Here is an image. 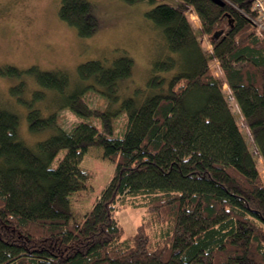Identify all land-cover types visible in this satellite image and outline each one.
Returning <instances> with one entry per match:
<instances>
[{
	"label": "trees",
	"instance_id": "16d2710c",
	"mask_svg": "<svg viewBox=\"0 0 264 264\" xmlns=\"http://www.w3.org/2000/svg\"><path fill=\"white\" fill-rule=\"evenodd\" d=\"M147 1L154 5L144 15L168 53L152 62L145 86L132 95L119 96L132 73L126 54L110 63H79L75 83L60 70L0 67V74L18 79L10 92L27 108L28 131L52 130L30 147L18 136V114L0 106V264H264V176L255 161L258 155L264 162V38L255 32L251 3L181 0L200 23L207 53L181 4ZM91 11L87 0H60L58 15L88 37L97 29ZM210 60L225 78L251 146ZM25 77L39 86L29 99H23ZM44 89L52 110L35 104ZM87 91L102 97L104 107L90 106ZM60 108L82 119L62 128ZM89 146H100L113 170L76 220L69 195L82 185L73 160ZM123 204L145 212L128 235L116 215Z\"/></svg>",
	"mask_w": 264,
	"mask_h": 264
},
{
	"label": "rangeland",
	"instance_id": "374dc122",
	"mask_svg": "<svg viewBox=\"0 0 264 264\" xmlns=\"http://www.w3.org/2000/svg\"><path fill=\"white\" fill-rule=\"evenodd\" d=\"M92 5V15L96 19L97 29L88 36L78 35L76 29L62 20L58 15L60 0H0V67L12 65L21 69L37 66L39 69L65 72L71 82L76 81V66L90 59H99L110 63L121 54H126L133 60L131 78L120 90L121 98L132 95L137 87H144L151 75V64L168 53L164 40L159 36L152 23L144 13L154 4L147 0L129 3L123 0H87ZM170 4H181L191 26L203 45L210 52V44L201 31L200 23L190 6L182 4L181 0H154ZM260 38H264V30ZM215 78L225 91L231 111L239 124L246 142L253 144L249 129L245 125L234 98L229 94L225 78L215 60L209 61ZM26 89L23 99H29L31 93L39 86L31 77H25ZM18 79L0 74V106L6 107L19 116L18 136L28 146L48 137L52 130L45 129L31 133L27 128L26 110L24 104L10 92ZM45 91V89H44ZM45 98L36 105L44 111L52 110L53 99L50 91H45ZM56 96V92H53ZM90 106L104 107L105 100L94 91L84 95ZM57 103L61 101L56 96ZM175 118L181 111L176 109ZM43 114H46L43 112ZM174 118V119H175ZM82 118L68 108L57 109V122L62 128L68 129ZM98 125V121L85 119ZM125 118L120 115L115 121V134H120ZM179 121V118H178ZM179 123V122H178ZM64 155L60 150L52 165ZM80 175H75V181L81 188L69 195L74 218L80 220L97 198L102 187L108 182L113 163L104 157L100 146H89L85 153L73 160ZM257 168L264 176V162L260 156L255 157ZM144 207L123 204L116 215L123 227L124 234L134 232L136 225L144 218Z\"/></svg>",
	"mask_w": 264,
	"mask_h": 264
},
{
	"label": "built area",
	"instance_id": "2783aa9c",
	"mask_svg": "<svg viewBox=\"0 0 264 264\" xmlns=\"http://www.w3.org/2000/svg\"><path fill=\"white\" fill-rule=\"evenodd\" d=\"M254 11L255 32L260 37L264 30V0H249Z\"/></svg>",
	"mask_w": 264,
	"mask_h": 264
},
{
	"label": "water",
	"instance_id": "95a60500",
	"mask_svg": "<svg viewBox=\"0 0 264 264\" xmlns=\"http://www.w3.org/2000/svg\"><path fill=\"white\" fill-rule=\"evenodd\" d=\"M213 2L219 4V5H223L224 2L222 0H212Z\"/></svg>",
	"mask_w": 264,
	"mask_h": 264
}]
</instances>
